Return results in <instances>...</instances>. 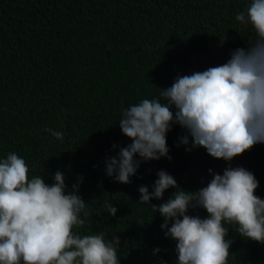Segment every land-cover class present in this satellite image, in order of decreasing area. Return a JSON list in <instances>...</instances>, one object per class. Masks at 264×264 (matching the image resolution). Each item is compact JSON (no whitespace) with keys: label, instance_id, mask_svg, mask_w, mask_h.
Masks as SVG:
<instances>
[{"label":"trees","instance_id":"1","mask_svg":"<svg viewBox=\"0 0 264 264\" xmlns=\"http://www.w3.org/2000/svg\"><path fill=\"white\" fill-rule=\"evenodd\" d=\"M248 3L0 0V159L15 152L29 176L47 184L59 170L68 190L82 177L77 194L87 215L80 214L84 224L73 232L117 235L119 264H177L176 242L165 238L163 217L150 207L175 189L148 206L138 202V188L151 192L157 172L165 170L179 188L196 192L212 174L242 167L254 174L255 195L264 199V143L231 161L217 160L192 148L191 137L180 144L186 130L173 124L166 137L171 159L141 162L130 183L108 177L105 160L131 143L119 128L124 108L161 99L158 89L169 88L178 75L222 65L254 40L250 26L235 19ZM45 128L63 132V141ZM108 205L117 208L115 216ZM188 214L207 216L201 208ZM225 227L232 240L228 264H264V244L240 237L235 225Z\"/></svg>","mask_w":264,"mask_h":264},{"label":"clouds","instance_id":"2","mask_svg":"<svg viewBox=\"0 0 264 264\" xmlns=\"http://www.w3.org/2000/svg\"><path fill=\"white\" fill-rule=\"evenodd\" d=\"M235 19L254 33L246 48L232 51L222 65L178 75L169 88L158 89L161 99H143L122 110L119 128L131 143L106 158L108 177L128 184L141 162L170 160L166 137L173 124L186 130L180 144L188 145L191 137L192 148H203L217 160L231 161L264 143V0H249ZM44 131L64 139L63 132ZM157 177L151 192L138 188V202L149 206L175 189L150 207L163 217L165 238L176 242L177 264H228L232 240L226 239V224L235 225L240 237L264 244V199L255 195L259 184L251 172L228 167L196 192L179 188L165 170ZM77 180L68 190L59 170L47 184L42 176L30 177L15 152L0 159V264H119L117 235L106 239L103 232H73L84 224L80 214L87 215V203L77 194L82 177ZM107 207L115 216L117 208ZM197 208L207 216L188 214Z\"/></svg>","mask_w":264,"mask_h":264}]
</instances>
